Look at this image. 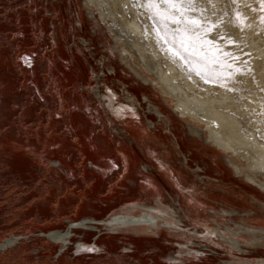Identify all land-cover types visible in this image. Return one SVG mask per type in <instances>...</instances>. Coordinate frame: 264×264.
<instances>
[{"label": "rangeland", "instance_id": "rangeland-1", "mask_svg": "<svg viewBox=\"0 0 264 264\" xmlns=\"http://www.w3.org/2000/svg\"><path fill=\"white\" fill-rule=\"evenodd\" d=\"M128 1L0 0V241L22 236L0 249V264H264V165L233 144L258 181L237 173L233 160L245 161L208 138L204 114L171 93L158 64L189 94L233 86L237 103L251 85L233 75L246 70L217 77L205 54L183 47L185 30L197 50L210 24L196 21L198 0H161L160 12L176 4L171 19L154 0ZM209 1L236 26L255 17L264 46L262 0ZM234 114L264 143L247 123L264 126L260 110ZM145 213L153 220L143 231L105 222ZM83 218L89 228L65 231Z\"/></svg>", "mask_w": 264, "mask_h": 264}, {"label": "bare ground", "instance_id": "bare-ground-1", "mask_svg": "<svg viewBox=\"0 0 264 264\" xmlns=\"http://www.w3.org/2000/svg\"><path fill=\"white\" fill-rule=\"evenodd\" d=\"M243 1H246V0H243ZM197 2L200 5V16H199V19L196 21L203 22L205 20L206 21L210 20V24L208 25L209 27L205 31L206 35L204 34V36L198 40L196 45L199 48L197 50L194 49V46L187 44L188 39H189L188 37H191V36L189 35L190 31L188 32L184 29L185 30L184 32L185 44L183 45V47L187 50V52H194V53L196 52L198 54H205V57H204L205 63H204L203 68L205 69V66L208 67V65L214 64L215 69L213 72L217 77H220L221 74H223L224 72L226 73L230 72L231 70L230 71L227 70L228 67L229 68L230 67L234 68L235 66H237L238 68L243 67V69L246 70L245 72L237 71L236 73H234L233 76L237 79L236 81H238L240 85L241 84L242 86L251 85V89L249 88L250 89L249 91H246V92H243L244 90L242 92L240 91V94L243 95V97L245 96L244 98L248 99V101L237 103L236 99L233 97L231 92L239 93V91L236 90L237 88L236 89L233 88L232 85H231L232 87H229V88H226V86L224 87L223 85H220L221 87H224V89H226L227 91L219 90V94H212L210 90L208 92H204L203 90H199V92H196L195 85H193V83L191 84L190 82H188V84H190L188 88L195 90V93L192 92L191 94H189L183 90L184 86L176 82L175 78L177 74L171 71H168V70H164V68L160 67L161 65L158 64V68L164 73V77L162 78L163 82L168 83V88L172 94H175L176 96L183 99L184 101V103H182L183 105L187 106V105L192 104L196 106L198 110H200L204 114L205 120L201 124L202 126L206 128V130H210L208 138L211 141H213L215 145H217L220 149L224 150L225 152H228L230 154H235L236 156H239V155L235 153V150H233V147L231 145L234 144V145L242 146L244 151L248 153L256 162L255 166L259 168L261 164L264 165V143L261 142L257 136L255 137V135L254 137L247 136L245 131L242 129L241 122L236 118L234 113L236 114L241 113L242 115L246 116V114L250 111V109L253 108L255 112H258L260 110L261 114L264 117V46L257 43L258 42L257 38H259L257 36V27L260 24L258 23L257 19L252 16L251 17L252 20L250 19L251 21L249 20V23H243V26L241 25L236 26L230 21H226L225 18L222 17L220 12L217 13L214 11L215 7L218 9H221L223 7V4H221L222 7H219V6H216V4L215 5L210 4L209 0H198ZM160 4H163L161 0H154L152 6L156 8L159 16L162 17V19L163 18L171 19L174 11H176L175 9H177L176 4L173 3V4L168 5L166 11H162V12L159 11L160 9L158 5ZM125 11L127 10L125 9ZM189 20L188 21L190 22V25H194L193 19H189ZM178 22L180 21L177 19H173L172 21H169L167 25L168 27L167 30L172 36L173 34L176 33ZM128 23L130 27H132L131 29L136 30V33L138 32V33L143 34V31H142L143 29L142 27H140V24L138 23V21H136V19L133 21H128ZM226 33L232 34L233 36L234 41L230 45L226 44V42L224 41L226 37L223 39V37L220 36V34H225L226 36L227 35ZM243 39H245V41H242ZM149 42L151 43V47L154 50V54H155L154 56L160 55L161 53L159 49L156 47L155 43L153 42L151 38ZM220 44H224L225 45L224 48H220L218 46ZM227 50L229 51V53L227 52V54H223V51L225 52ZM244 51H247V55H248L247 59L243 58ZM168 66H169L168 69L171 68V70L174 71L175 69L176 71V66L173 63H170ZM248 66L251 67L252 74L248 73L249 72ZM155 81L157 82V80ZM212 101L215 103H213ZM191 119L192 121L197 120L196 118H191ZM243 119H245V117ZM210 120H212L216 124L215 126H218V130H214L212 128ZM258 122L260 123L259 126L256 123L249 121V120L247 123L249 124L250 127L251 125L254 127L253 129L251 128V130H253L254 133L258 129L259 130L261 129L262 131L261 135L264 136V126L263 124H261L259 120ZM239 157L241 158V160L245 161L241 156ZM245 163L239 164V162H236L233 160V166L237 173L242 174L241 171H243V173L247 175L246 165L248 162L246 164ZM247 176L250 179L258 181L253 176H250V175H247ZM152 220H153V215L145 213L143 214V216L140 215L135 218L123 216V217H117L114 219L111 218V219L105 220V222L109 221L111 223V226H117L118 228L124 227L126 229L130 228L129 230L143 231V230L148 229L149 227L148 223L152 222ZM180 223L182 222L180 221ZM250 233L251 235H255L256 230H250Z\"/></svg>", "mask_w": 264, "mask_h": 264}, {"label": "flooded vegetation", "instance_id": "flooded-vegetation-1", "mask_svg": "<svg viewBox=\"0 0 264 264\" xmlns=\"http://www.w3.org/2000/svg\"><path fill=\"white\" fill-rule=\"evenodd\" d=\"M141 129V128H140ZM139 129V134H140V137H141V134H142V130ZM241 173H243V171H241ZM84 220H87L85 218H83L82 220L80 221H72L71 223H69V226L65 228V231H68V230H71L72 229H79V228H87L88 226H86L87 224H90V223H83ZM89 228V227H88ZM60 230V229H59ZM55 231V230H49V231H41L43 233V235L45 237H48L49 239H51V235H52V232ZM49 232V233H48ZM48 233V235H47ZM72 236H70L67 241H65V243H63V245H67L68 242L70 241V238ZM20 240H22V236L21 235H13V237H6V239H3L0 241V249L1 250H10L9 248L12 247L14 245V243H19ZM54 242V241H53ZM56 244H58L59 246V243L55 242ZM61 243V242H60Z\"/></svg>", "mask_w": 264, "mask_h": 264}, {"label": "trees", "instance_id": "trees-1", "mask_svg": "<svg viewBox=\"0 0 264 264\" xmlns=\"http://www.w3.org/2000/svg\"><path fill=\"white\" fill-rule=\"evenodd\" d=\"M1 232H3V231L1 230ZM1 232H0V235H1Z\"/></svg>", "mask_w": 264, "mask_h": 264}, {"label": "snow or ice", "instance_id": "snow-or-ice-1", "mask_svg": "<svg viewBox=\"0 0 264 264\" xmlns=\"http://www.w3.org/2000/svg\"><path fill=\"white\" fill-rule=\"evenodd\" d=\"M262 2H264V0H262Z\"/></svg>", "mask_w": 264, "mask_h": 264}]
</instances>
